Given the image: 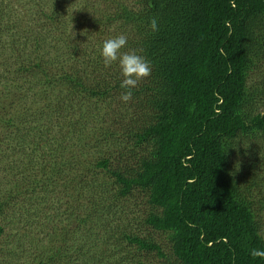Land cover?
Listing matches in <instances>:
<instances>
[{
	"label": "trees",
	"instance_id": "trees-1",
	"mask_svg": "<svg viewBox=\"0 0 264 264\" xmlns=\"http://www.w3.org/2000/svg\"><path fill=\"white\" fill-rule=\"evenodd\" d=\"M2 132L0 264H264V0H0Z\"/></svg>",
	"mask_w": 264,
	"mask_h": 264
},
{
	"label": "clouds",
	"instance_id": "clouds-1",
	"mask_svg": "<svg viewBox=\"0 0 264 264\" xmlns=\"http://www.w3.org/2000/svg\"><path fill=\"white\" fill-rule=\"evenodd\" d=\"M149 28L152 32L159 30L158 19H150ZM128 37L121 33L117 36L106 39L101 48V56L105 67H110L118 62V66L123 77L120 88L122 89L120 99L128 103L132 100L134 90L137 89L140 82L151 75V62L137 50L122 52L127 46ZM252 255L264 256V253L253 250Z\"/></svg>",
	"mask_w": 264,
	"mask_h": 264
},
{
	"label": "rangeland",
	"instance_id": "rangeland-1",
	"mask_svg": "<svg viewBox=\"0 0 264 264\" xmlns=\"http://www.w3.org/2000/svg\"><path fill=\"white\" fill-rule=\"evenodd\" d=\"M4 134V132H2V133H0V135H3ZM22 262V261H21ZM14 264H16V263H14Z\"/></svg>",
	"mask_w": 264,
	"mask_h": 264
}]
</instances>
